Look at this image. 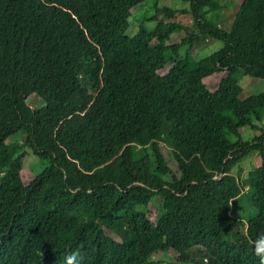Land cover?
<instances>
[{
  "label": "trees",
  "instance_id": "obj_1",
  "mask_svg": "<svg viewBox=\"0 0 264 264\" xmlns=\"http://www.w3.org/2000/svg\"><path fill=\"white\" fill-rule=\"evenodd\" d=\"M175 1L0 0V264H261L264 91L241 99L240 80L264 82V0H238L228 30L219 0ZM197 39L222 47L197 59Z\"/></svg>",
  "mask_w": 264,
  "mask_h": 264
},
{
  "label": "rangeland",
  "instance_id": "obj_2",
  "mask_svg": "<svg viewBox=\"0 0 264 264\" xmlns=\"http://www.w3.org/2000/svg\"><path fill=\"white\" fill-rule=\"evenodd\" d=\"M238 0H219V4L222 6L220 14V27L224 30H228L232 24L234 15L237 12L238 9ZM172 7L175 9L182 10L184 9L183 4L181 1L176 0ZM154 15V11L152 10L150 5L142 6L139 10L135 9L133 11V15L130 18V28L128 30V35L132 36L134 35L139 27V24L143 22L144 20L151 18ZM175 18L171 21H177L180 22L184 28L189 31L192 26V18L189 16V14H181L177 13ZM147 25L150 27L154 26V22H148ZM182 30L178 34H175L172 36L170 44H178L181 42L183 38L187 37V31ZM222 47V44L217 41L213 40H207V39H197L195 42L191 45L190 50L191 53L197 58L201 59L202 57L209 56L218 50H220ZM188 47L181 48V54H185L187 52ZM161 74L164 73L160 72ZM240 84L242 87V95L241 99L253 96V95H259L264 91V82L257 79H249V78H243L240 80ZM28 105L32 109H39L42 106V102L36 98L32 97L28 100ZM20 135H17L15 138H19ZM253 134L252 131L248 128L243 129V139L244 140H250L252 139ZM260 166V158L255 155L251 154L244 160L240 162L238 166L235 167V174L244 180L247 178V174L253 170L256 167ZM44 167V165L41 164V162L30 156L26 157L24 169L21 173L22 180L24 184H28L35 176V174H39L41 172V169ZM245 196L247 195V190L245 189V192L243 193ZM242 197L240 200V203L237 207L236 216L240 218L241 220H246L255 215V211L252 208L250 202L247 200V198ZM107 235H111L110 232L106 231ZM175 255L173 252H167L161 254L160 257L156 258L157 260L163 261V264H174L175 263Z\"/></svg>",
  "mask_w": 264,
  "mask_h": 264
},
{
  "label": "clouds",
  "instance_id": "obj_3",
  "mask_svg": "<svg viewBox=\"0 0 264 264\" xmlns=\"http://www.w3.org/2000/svg\"><path fill=\"white\" fill-rule=\"evenodd\" d=\"M254 254L260 258L261 264H264V236L258 237L254 246ZM65 264H81V258L78 253H69L65 257Z\"/></svg>",
  "mask_w": 264,
  "mask_h": 264
}]
</instances>
